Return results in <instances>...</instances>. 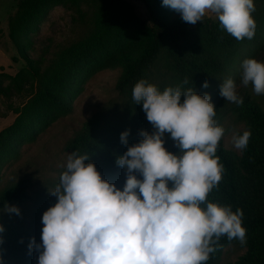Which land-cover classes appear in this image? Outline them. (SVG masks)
<instances>
[{"label": "clouds", "instance_id": "obj_1", "mask_svg": "<svg viewBox=\"0 0 264 264\" xmlns=\"http://www.w3.org/2000/svg\"><path fill=\"white\" fill-rule=\"evenodd\" d=\"M162 5L191 25L211 12L237 41L254 38L253 0H162ZM242 69V85L251 83L255 94H264V63L246 59ZM132 95L155 131H141L143 139L116 159L126 170L123 189L103 180L95 165L86 163L88 155L69 154L50 193L57 202L42 215V243L33 238L28 245L38 252L37 264H204L221 237L246 242L242 211L207 202L221 180L216 150L225 131L214 120L210 96L192 87L160 92L145 80ZM219 95L243 103L232 79L221 84ZM165 133L178 154L165 149ZM128 135L121 133L122 144ZM250 136V131L233 134L234 147L245 149ZM7 211L20 214L15 206Z\"/></svg>", "mask_w": 264, "mask_h": 264}, {"label": "trees", "instance_id": "obj_2", "mask_svg": "<svg viewBox=\"0 0 264 264\" xmlns=\"http://www.w3.org/2000/svg\"><path fill=\"white\" fill-rule=\"evenodd\" d=\"M139 1L145 10L142 20L136 19L133 7L125 0H72L75 5L82 2L87 9V12L78 13L82 33L58 45L47 60L42 55L40 58L31 56L35 50L33 33L29 29L34 31L37 25L31 28L20 25L19 33L15 35L11 31L10 40L25 66L13 77V84L4 86L0 79V96L9 98L14 92L26 101L12 110L17 115L13 124L32 132L38 118L37 105L72 112L66 93L81 58L92 48L101 47L104 41L113 40L111 26L122 28V16L136 19L145 40L136 49L121 51L117 62L120 75L115 90L124 101V110L109 118L90 116L66 145L69 154L88 155L86 163H93L107 182L125 170L115 161L128 147L143 139L140 132L152 134L155 131L147 121L142 105L133 100L136 83L145 80L160 92L168 87L179 86L181 91L192 87L198 95L207 94L211 99L215 82L231 72L244 48L253 45L256 38L264 34V0H253L255 35L251 40L245 38L242 41L228 34L216 15L213 18L204 16L200 22L191 25L182 20L180 13L163 6L162 0ZM32 2L29 0L30 4ZM35 16L39 17V13ZM15 19V16L10 19V27ZM205 82L207 88L202 87ZM241 98V105L230 102L227 110L222 107V100L214 103V120L218 126L222 127V119L230 113L234 123L243 125L237 135L250 131L251 136L247 147L238 152L227 149L222 136L216 150L223 166L221 180L209 192L207 202L230 206L234 213L237 209L242 211L241 226L246 229V242L241 244L238 239L229 241L226 236L221 237L204 264H218L224 249L235 243H240L245 252L235 262L227 264H264V108L249 95ZM0 117H6V114L0 112ZM125 131L129 132L127 144H122L120 135ZM4 139L0 135V148L9 152L18 149L13 143L5 145ZM174 149L178 154L179 149L176 146ZM2 169L0 164V181ZM30 200L24 180L0 189V226L4 229L0 232V264H37L38 252L34 246L29 250L28 245L33 238L36 244L42 243V215L55 205L57 199L54 196L51 201L40 203L28 219L12 216L7 211L13 206H25Z\"/></svg>", "mask_w": 264, "mask_h": 264}, {"label": "rangeland", "instance_id": "obj_3", "mask_svg": "<svg viewBox=\"0 0 264 264\" xmlns=\"http://www.w3.org/2000/svg\"><path fill=\"white\" fill-rule=\"evenodd\" d=\"M125 1L133 7L136 19L145 18V10L139 0ZM36 12L39 17L35 16ZM79 12H87L86 7L82 2L75 5L72 0H33L32 4L29 0H0V79L3 85L13 84V77L25 66L10 40L12 30L16 35L21 31L20 25H30V28L37 25L35 32L29 29L33 33L35 50L31 56L40 58L42 55L47 60L58 45L82 33ZM14 16L16 19L10 27V19ZM205 16L213 18L215 14L207 12ZM136 19L122 16V28L111 26L113 40L104 41L101 47L92 48L81 58L73 71L69 92L66 93L72 104L71 113L37 105L36 125H33L32 132H28L13 124L17 115L12 110L24 100L19 99L14 92L9 98L0 96V112L6 114V117H0V135L5 138V145L13 143L18 148L13 152L0 148V164L3 165L0 189L24 180L31 197L25 206L16 207L19 215L9 212L12 216L28 219L36 206L51 201L54 196L50 193L54 191L65 170L69 155L66 145L84 121L90 116L113 117L124 110V101L115 90L120 75L117 62L121 51L136 49L145 40L143 29ZM246 59L264 63V34L257 37L253 45L244 48L231 72L215 82L210 103L214 105L216 101L222 100V107L225 110L229 108L230 102L224 100L219 92L221 84L232 79L239 97L249 95L264 108V94H255L251 83L248 86L242 85V63ZM229 115L227 113L222 119L224 146L238 152L232 137L243 129V125L234 123ZM163 139L165 149L177 154L170 134L165 133ZM136 175L142 179L138 173ZM125 181L126 170H123L115 174L109 183L122 190ZM244 252L240 243L231 244L224 249L218 264L233 263Z\"/></svg>", "mask_w": 264, "mask_h": 264}]
</instances>
